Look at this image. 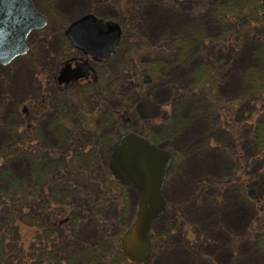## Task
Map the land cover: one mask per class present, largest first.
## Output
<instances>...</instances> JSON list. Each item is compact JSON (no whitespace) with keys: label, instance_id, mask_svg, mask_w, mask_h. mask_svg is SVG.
Segmentation results:
<instances>
[{"label":"rangeland","instance_id":"rangeland-1","mask_svg":"<svg viewBox=\"0 0 264 264\" xmlns=\"http://www.w3.org/2000/svg\"><path fill=\"white\" fill-rule=\"evenodd\" d=\"M32 2L47 17V24L29 35L26 54L0 65V142H16L20 138L14 134L22 123L18 109L29 98L37 97L43 90L49 91V86L57 83L55 74L63 60L80 55L64 39L63 30L68 23L85 12L112 15L124 22V36L131 41L119 42L114 54L102 63L111 71L116 69L115 77L124 80L117 96L107 104L128 110L129 125L141 126L149 134L158 135L163 147L156 145L175 155L162 187L166 204L149 229V255L140 263L264 264V253L255 249L250 240L252 228L264 214V159L257 155L258 148L252 144L249 131L255 117L254 102L261 94L256 90L252 97L243 90L248 72L258 69L250 45L260 43L237 40L222 44L225 37L220 28L210 24L204 6H200L199 17L190 12L195 3L170 5L165 0ZM193 22L197 27L191 25ZM208 36L212 41L207 40ZM171 42L174 45L170 46ZM127 45H139L143 52L138 55L141 51L136 52L134 56L131 50H126ZM217 45H234V48L219 50ZM132 56L137 69H150L149 81H136L129 67L125 71L127 75L118 73L119 66ZM261 56L264 60V48ZM201 65L209 70L208 84L200 88L203 76L197 68ZM232 78H235L233 84ZM260 78L264 81V74ZM72 88L73 85H69L65 91L70 92ZM72 97L77 103L81 101L75 98V90ZM203 98L209 103L214 98L211 100L217 102L215 109L202 112L206 105ZM227 102L232 105V116L223 122L218 112L223 105H230ZM49 120L42 122L35 134L45 143L57 139L49 130ZM95 120L93 117V127ZM194 126L196 132L191 130ZM2 167L10 168L17 178L29 174L28 166L18 158ZM137 196L132 188L129 191L130 201H134L132 221ZM89 225L80 227L82 236L91 234Z\"/></svg>","mask_w":264,"mask_h":264},{"label":"trees","instance_id":"trees-1","mask_svg":"<svg viewBox=\"0 0 264 264\" xmlns=\"http://www.w3.org/2000/svg\"><path fill=\"white\" fill-rule=\"evenodd\" d=\"M165 1L176 4L174 0ZM188 3H195L190 9L195 17L200 16V8L204 6L210 24L220 28L225 37L222 44L237 40L260 43L250 45L258 69L248 72L243 90L252 97L256 90L261 94L254 102L255 117L249 131L252 144L258 148L257 155L264 159V81L260 78L264 74L261 56L264 9L261 2L192 0ZM119 22L122 27L120 43L130 42V38L124 36V22ZM191 25L194 27L195 22ZM180 38L178 35L177 43ZM211 39L207 37L208 41ZM171 45L174 44L171 42ZM217 46L219 50L234 48V45ZM126 50H131L134 56L143 52L139 45H127ZM107 59L94 64V81L73 82L70 92L54 83L49 91L43 90L37 97L29 98L18 109L22 123L14 134L20 138L16 142H0V264H142L129 260L120 250L121 238L134 214V201L129 197L132 187L121 184L113 176L107 160L111 145L122 130L131 129L160 146L162 139L150 135L141 126L129 125L128 110L107 104L118 94L124 81L115 77L116 69L111 71L102 65ZM133 59L132 56L128 62L124 61L118 73L127 75L125 71L129 67L136 81H149L150 69H137ZM208 68L206 65L197 68L203 76L200 88L208 84ZM73 90L75 98L81 99L80 103L72 100ZM211 99L209 103L203 98L206 105L202 112L215 109L217 102ZM222 107L218 113L223 122H227L232 116V105ZM93 117H96L94 127L91 126ZM46 120H49V130L57 137L55 142L45 143L36 136L37 127ZM169 151L174 158L173 151ZM14 158L23 160L28 166V175L17 178L10 168L2 167ZM83 224H90L91 234L87 237L81 233ZM256 224L250 240L255 249L264 253V214Z\"/></svg>","mask_w":264,"mask_h":264},{"label":"water","instance_id":"water-1","mask_svg":"<svg viewBox=\"0 0 264 264\" xmlns=\"http://www.w3.org/2000/svg\"><path fill=\"white\" fill-rule=\"evenodd\" d=\"M261 3L264 7V0ZM46 22L32 0H0V64H8L25 54L28 35ZM64 33L73 47L99 60L114 52L120 27L115 21H103L92 13H84L72 20ZM88 76L95 77L88 60L73 57L63 62L56 78L66 85ZM171 163L172 154L168 150L130 130L119 133L111 146L109 170L120 183L138 192L134 219L120 241L121 252L131 261L141 262L149 255L147 232L163 211L166 201L162 187Z\"/></svg>","mask_w":264,"mask_h":264},{"label":"flooded vegetation","instance_id":"flooded-vegetation-1","mask_svg":"<svg viewBox=\"0 0 264 264\" xmlns=\"http://www.w3.org/2000/svg\"><path fill=\"white\" fill-rule=\"evenodd\" d=\"M95 14V16L96 17H98V18H101L103 21H105V20H114V21H116V22H118L114 17H112V15H110V16H105V15H99V14H97V13H94ZM119 23V22H118ZM65 29V28H64ZM63 36H64V38L66 39V41L68 42V40H67V38H66V36H65V34H64V30H63ZM119 41H120V39H119ZM119 41H118V43H119ZM69 43V42H68ZM69 45H71L70 43H69ZM116 45H118V44H116ZM80 55H73L74 57H81V58H87L91 63H95V62H98V61H93V60H91L90 59V57L89 56H87V55H83V54H81V52H78Z\"/></svg>","mask_w":264,"mask_h":264},{"label":"bare ground","instance_id":"bare-ground-1","mask_svg":"<svg viewBox=\"0 0 264 264\" xmlns=\"http://www.w3.org/2000/svg\"><path fill=\"white\" fill-rule=\"evenodd\" d=\"M232 80H235V78L233 79H231V82H232V84L234 83V81H232ZM230 87H232V85H230ZM192 131H194V132H196L197 131V128L194 126L192 129H191ZM188 134V133H187ZM185 136V135H184ZM183 136V137H184ZM214 157V156H213ZM194 164V163H193ZM195 165V164H194ZM196 166V165H195ZM180 263H182L181 261H180Z\"/></svg>","mask_w":264,"mask_h":264}]
</instances>
